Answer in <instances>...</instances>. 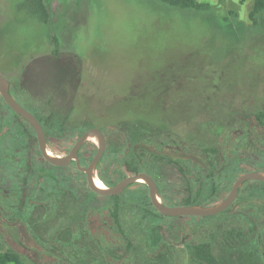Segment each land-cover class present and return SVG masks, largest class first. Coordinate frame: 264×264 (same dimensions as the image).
Masks as SVG:
<instances>
[{
	"label": "rangeland",
	"instance_id": "obj_1",
	"mask_svg": "<svg viewBox=\"0 0 264 264\" xmlns=\"http://www.w3.org/2000/svg\"><path fill=\"white\" fill-rule=\"evenodd\" d=\"M198 1L211 8H181L161 0H0V72L14 91L23 79L33 89L52 83L44 96H63L65 122H81V130L106 129L104 154L94 172L102 183L113 184L127 173L125 153L157 174L165 203L212 205L207 198L214 182L201 171L208 164L205 157H210L207 167L218 161L231 171L220 193L229 190L238 172L264 170V116L254 115L264 112V12L253 21L248 16L252 0ZM55 54L62 55L59 68L50 60ZM17 92L16 100L32 112L30 105L44 98ZM141 115L163 128V148L190 147L195 156L192 185L184 164L146 158L141 141L130 139L129 131L128 138L120 133L126 119ZM93 138L85 151L95 148ZM16 166L0 153V190L10 186L9 193L0 195V250L14 248L15 228L21 225L44 248L26 245V264H83L91 254L81 244L82 228L83 242L94 239L112 250L106 260L96 255L94 264H197L186 247L204 242L219 264H264L262 181H244L239 197L219 213L165 217L145 212L152 207L137 181L118 198L121 227L104 208L101 215L110 228L94 211L87 229L85 214L75 204L68 205L66 215L53 213L64 210L66 197L58 198L56 208L50 201L33 205L18 199ZM152 218H158V227Z\"/></svg>",
	"mask_w": 264,
	"mask_h": 264
},
{
	"label": "trees",
	"instance_id": "obj_2",
	"mask_svg": "<svg viewBox=\"0 0 264 264\" xmlns=\"http://www.w3.org/2000/svg\"><path fill=\"white\" fill-rule=\"evenodd\" d=\"M161 1L169 5L181 7V8H187V7H193L196 9L211 8V5L209 3L200 2L198 0H161ZM34 2L40 3L41 0H34ZM45 11L46 12L43 15L44 18L48 14L46 9ZM261 12H264V0H252L251 8L248 12L249 18L255 21L256 16ZM50 60L53 63H55L56 67L58 68L61 67L62 65L61 62L63 61L62 55L58 56V54H55L54 56L50 58ZM55 74L57 76V74L59 73L55 72ZM41 77H42L41 79L43 80L44 76L42 75ZM27 81L28 80H25V79L22 80V83L20 84V89L28 91L31 95L36 96V97L43 96L44 98L36 99L37 101H40V102H42L44 99H51L50 97L47 98L44 96L45 91H46L44 88L33 89L29 84H27ZM32 82H36V81H32ZM56 89L59 90V87ZM254 115L260 119L261 117L264 116V112L260 111L258 113H254ZM126 120L124 122L126 123L125 126H127V128L125 129L121 128L120 130H123L125 132L129 131L131 133L130 139H136V140H139V142L142 141L143 138H145L143 135L144 132L147 133V137H151V139H154L155 133H160L163 130V128L158 127V123L150 120L146 116L141 115L140 117H135L127 121ZM56 130L57 128L54 131ZM66 131H67L66 134L61 135V136L60 135L58 136V133H55L54 137L56 138H54V140L55 141L59 140V144H60L59 145L60 147L58 149H65V150L69 149L72 143L77 138L72 133L73 131L72 128L68 127ZM24 132L25 133H23L21 129L18 130V133L15 135V140H16L15 144L17 147H20V148L27 147L29 151H31L32 147L34 148L33 152H28V157H29L30 162L34 163V166L32 168L33 170L32 173H33V178L35 182H41L42 180L49 179L51 188H52L51 190H62V191H65L67 195L71 196L72 199L79 205V208H78L79 211H81L83 215L85 214L84 217L86 221V226L88 225L87 229L89 228L91 229V227H89L88 221L89 222L90 220L92 221V219L94 218V214L97 213L98 215H100L99 219L101 220L105 219L101 215L103 213L104 208L108 210L111 216L110 218L115 223V225L121 227L120 221H121V217L123 216V214L121 213L120 209L123 208V203H121L118 200V198L122 195V193L118 195H113V196H100L94 192L93 193L94 194L93 209L96 213H94V211L91 213V206H88L90 203V199L88 198V194L83 191L84 188L81 187V185L85 183V180H83L84 182L81 183L77 176L78 174H81V172L73 164L59 167V166L49 165V163H47L46 161H39L38 159L39 152H37V149H36V142H35L34 134L28 133L27 130H25ZM56 132H58V130ZM50 145L53 149H55L54 143L51 142ZM91 156L92 155H89L86 159L89 160ZM123 159H124L125 172L127 173H124L122 177H124L127 174H133V173L142 171V168L140 167V164L138 163L137 159L128 160L126 158L125 153L123 154ZM46 164L50 166L49 167L50 175L48 177L44 176L45 174L42 172L43 170L47 169V167L45 166ZM201 171H203L204 177H207L211 181L214 182L213 187H212V193L210 194V196H208L207 200L211 201L210 202L211 204L218 202L227 193V189L223 193L222 192L220 193L219 189L221 185H224L222 183L228 180L227 176L229 175V172H231L230 169L226 167V164L224 162L219 163L217 161V164L215 165L211 164V166H208V167L203 166ZM240 174L241 172L240 173L238 172V175ZM106 184L112 185L109 183H106ZM216 194H218L217 195L218 199H215ZM219 194L221 195L219 196ZM124 202L127 204L133 203V202L132 203L129 202L128 200H125ZM189 204H197V203H194L191 201H184V202L181 201V202L176 203V205H189ZM134 205L135 207L137 206V204H134ZM86 210H89L90 213H86L87 212ZM156 214L161 217H165L164 215L159 214L157 211H156ZM92 215H93L92 218L89 217ZM152 221L155 223L156 227H158L159 225L158 218H152ZM103 225L107 226L105 223H103ZM15 229L18 230L17 232H19L17 233L18 238L16 242L12 241L14 244L16 243V245L14 246L13 249L10 248L6 250H2V251L0 250V264H8V263L26 264L22 256H27L26 251L29 250V247H27L26 245L28 244H33V246L36 245L34 247L36 250H39L41 252L44 251V248H42L40 244L37 241H35L29 235L28 232H26L25 228H23L21 225L18 224L16 225ZM84 229L83 228L81 229V233H82L81 234V244L85 246L84 249H87L88 254H91V255L83 257V260L81 263L86 264V262L84 261L86 259L88 260L90 259L89 260L90 263L94 264V259H96L95 257L96 255L103 257V260H106L107 258H111V255L113 253H112L111 248H108L107 244L100 246L99 244L94 242V239H91L90 242H88V244L87 242H83V235L86 232V229H85V232H83ZM156 232L155 234H157L159 238V242L163 243L164 241L160 239L159 231L157 233ZM43 245H46V243H44ZM94 246H96L95 249H94ZM186 250L188 254L190 255V261H195L197 264H219L218 260L212 253L210 246L205 242L199 245H195L194 247L188 246L186 247ZM40 256L44 257L46 255L41 253Z\"/></svg>",
	"mask_w": 264,
	"mask_h": 264
},
{
	"label": "flooded vegetation",
	"instance_id": "obj_3",
	"mask_svg": "<svg viewBox=\"0 0 264 264\" xmlns=\"http://www.w3.org/2000/svg\"><path fill=\"white\" fill-rule=\"evenodd\" d=\"M6 82H7V85H8V91H9L10 95L16 100V98L14 97V94L18 93L17 91L20 90V86H19L18 90L14 91V89H12L11 85L8 83L7 80H6ZM51 86H53L52 83L48 84L47 88H44V89L47 91V90L50 89ZM60 86H62V85H60ZM23 93L26 94L27 96H31V94L28 91L24 90ZM63 101L64 100H63V96H62L61 99H44L41 103H39L40 101L39 102H35L36 105H30L34 109V112H32L31 110H29V109H27L26 107L23 106L28 111H30L37 118L39 123L41 124L42 129L44 131L46 144H47V147H48L49 151L51 149L53 154H55V155H62V154L67 153L70 150V148L72 147V145L75 143V141L79 138V136L83 132H85L87 129L92 128V127L100 128V130L102 131V133L104 135L105 146H106L107 131H106L105 128H103L101 126H89L87 128H84L83 130H81L80 128H82L83 125H84V124H80L81 122L77 121V122H79L78 124H74V123L68 124L67 122H65L64 118L66 117V119H68L69 116H65V117L62 116L61 117V115H60L61 114L60 112H62V108L64 106L62 104ZM53 106L56 107L57 109L54 108ZM6 108H8L9 110L13 111V113L10 114L9 111L6 110ZM37 113H38V115H37ZM113 126L114 125H112L108 129H111ZM68 127L73 129L72 133L77 138L72 143V145L70 146L69 149H67V150L58 149L60 147L59 146L60 144H59V140H56V141L54 140V138H56V137H54L55 133H58V136L59 135L60 136L61 135H65L66 132H67L66 130H67ZM52 128H53V130H52ZM54 128L55 129L57 128L58 132H56L57 130L54 131L55 130ZM19 129H21L23 131V133H25L24 131L27 130L28 133L34 134L35 142H36V149H37V152H39V156H38L39 161H46L47 163H49V165H53V164H51L50 162H48L47 160H45L41 156L39 148H38L36 134H35V131H34L32 125L25 118L21 117L19 114L14 112V110L6 103V101L3 99V97H2V95L0 93V153H1V155L3 156V158L6 161L13 163L15 166L18 165V168H19L18 171L16 173H14L16 175H20L21 174L20 183L14 182L15 185L17 183V188L16 189H17V192L19 193L18 199H20L23 202L28 201L29 203H33V205L35 203L39 204V203H46V202L50 201V202H53L52 203L53 204L52 208H56L57 206H55V205L59 202L58 198H60L62 196L66 197L67 199L66 198L63 199V200H67V204H66L64 210H55V211H53V213L60 214V215H62L63 213H64V215H66L68 213V211L66 210L69 207L68 205H71V204L74 205L75 204V206L79 208V205L72 199L71 196L67 195L65 193V191H62V190H51L52 188H51V184H50V180L49 179L42 180L41 182H35L34 181L33 173H32V171H33L32 168L34 166V163L30 162L29 157H28V152H33L34 148L32 147L31 151H29V149L27 147L20 148V147L16 146V144H15V141H16L15 140V135L18 133ZM120 133L123 134L124 136H126V138H127V135H128L129 132H125V131H121L120 130ZM143 135H144L145 138L142 139L141 143H142L143 151L147 154L146 158L152 159L151 157L155 156L156 158L158 157V158L163 159V158L166 157L167 159H173V161L175 163H177V164H179V162H181V165L184 164V167H185V170H186L187 184H188V186L192 185L193 184V167H194V164H195V156H194V153L192 151H190V147L187 146V147L180 148L179 146L173 147V146L167 145L166 148H163V142H162V139L160 138L161 133H155L154 139H151V137H147V133L146 132H144ZM88 138L82 143V145L78 149V157H79V162H80L81 165H87L90 162V160L93 158V156H94V154L96 153V150H97V143H96V146H95V148L93 150L86 148V151H85V149L83 147L85 146L86 141L88 140ZM93 140H94V138H93ZM51 142L54 143L55 149H53L51 147V145H50ZM56 148H57V150H56ZM104 150H105V148H104ZM169 152L174 153L175 154V158H172L169 155ZM207 153L209 154L208 151L206 152V154ZM103 154H104V151H103L100 159L98 160V162L96 164V167L100 163ZM89 155H92V156H91V158L89 160H87L86 158ZM242 157H243L242 155H238L237 159L240 160ZM205 159L208 160V164H209L210 157L209 156L207 158L205 157ZM252 161L255 162L256 159H252ZM69 164H73L76 167L75 162L73 160ZM69 164H67V165H69ZM49 165L46 164L45 166L47 167V169L42 171L45 174L44 176H47V177L50 175V168H49L50 166ZM207 165H206V167H207ZM53 166H56V165H53ZM64 166H66V165H64ZM59 167H61V166H59ZM178 168L183 170L182 166H179ZM95 170H96V168H95ZM79 171L81 172V174H78L77 176H78L79 181L81 183H83L84 182L83 180H85V183H83L81 185V187H83L84 188L83 191L88 194V198L90 199V203H89V205L88 204L87 205L91 206V213H92L94 211V209H93V207H94V194H93L94 191L90 189V187H89V185H88V183L86 181L85 173L83 171H81V170H79ZM261 171H264V170H261ZM140 172L148 174L154 180V182L156 184L157 194L160 197V195H161L160 192L162 191V189H161L162 187H161V181H159L157 179V177H156L157 174L155 172L150 173V172L146 171L145 169H142V171H140ZM12 175H13V173H12ZM127 175H130V174H127ZM127 175H125V176H127ZM95 178H96V181L99 184L107 185L104 181H103V183H104L103 184L102 181L98 177H95ZM11 179H12V176H11ZM8 183L11 184V182H9V181H8ZM142 183H143L144 188L146 189L147 201L149 203V206L152 207V208H148V209L146 208L145 210L149 211L150 213L152 211L153 214H155L157 210L154 208V206L152 205V203L150 201L149 193H148V186H147L146 183H144V182H142ZM131 184H129L127 187H125L123 189V191H125L126 188L131 186ZM232 184H233V182H232ZM232 184H231V186H232ZM15 185H14V187H16ZM107 186H111V185H107ZM231 186H230V188H231ZM230 188H229V190H230ZM229 190L227 191V193L229 192ZM9 191H10V186H9L8 189L1 188L0 195L3 193V196H4L5 192L9 193ZM123 191H121L119 194H121ZM227 193L225 194V196L227 195ZM116 195H118V194H116ZM239 195L240 194H239V188H238L237 195L235 196L234 200L236 198H238ZM111 196H113V195H111ZM234 200L231 202V204L234 202ZM17 201H19V200H17ZM165 204H167V203H165ZM167 205H172V204H167ZM49 206H51L50 203H49ZM229 206L227 208H225V209H228ZM77 211L79 212V214H81V211H79V209ZM86 211L88 213H90L89 210H86ZM159 214H161V213H159ZM161 215H163V214H161ZM164 216H166V215H164ZM99 221H100L101 224L105 223L110 228V224H109V222L107 220L99 219ZM73 227L74 226H72L71 228H73Z\"/></svg>",
	"mask_w": 264,
	"mask_h": 264
},
{
	"label": "water",
	"instance_id": "obj_4",
	"mask_svg": "<svg viewBox=\"0 0 264 264\" xmlns=\"http://www.w3.org/2000/svg\"><path fill=\"white\" fill-rule=\"evenodd\" d=\"M0 93L6 103L21 117L25 118L33 127L36 139L38 143V148L41 156L56 166H64L69 164L72 160L75 162L76 167L83 171L86 175V181L91 190H93L96 194L101 196H111L119 194L125 187L129 184L141 181L147 184L149 198L154 206V208L161 214L166 216H181V215H212L215 213H219L227 208L231 202L234 200L237 195L238 188L241 184L246 180H257L264 182V171H246L240 174L234 181L233 184L227 193V195L221 199L220 201L212 204V205H167L165 204L157 194L156 184L154 180L146 173L138 172L134 174L127 175L120 180H118L115 184L111 186L105 185V187H100L95 183V168L98 160L100 159L104 148H105V138L98 127H92L83 132L79 138L72 145L70 150L62 155H55L49 150L46 144V139L44 135V131L42 129L41 124L37 120V118L26 108L20 105L9 93L8 85L5 77L0 73ZM94 137L97 141V150L94 154L93 158L87 165H81L78 157V149L82 145V143L88 138Z\"/></svg>",
	"mask_w": 264,
	"mask_h": 264
},
{
	"label": "bare ground",
	"instance_id": "obj_5",
	"mask_svg": "<svg viewBox=\"0 0 264 264\" xmlns=\"http://www.w3.org/2000/svg\"><path fill=\"white\" fill-rule=\"evenodd\" d=\"M47 151H49V150H47ZM94 180H95V183H96L98 186H100V187H105V185H101V184H99V183L96 181V178H94Z\"/></svg>",
	"mask_w": 264,
	"mask_h": 264
}]
</instances>
